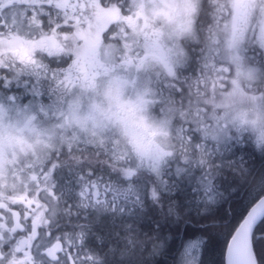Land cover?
<instances>
[{"label": "snow or ice", "instance_id": "snow-or-ice-1", "mask_svg": "<svg viewBox=\"0 0 264 264\" xmlns=\"http://www.w3.org/2000/svg\"><path fill=\"white\" fill-rule=\"evenodd\" d=\"M264 264V0H0V264Z\"/></svg>", "mask_w": 264, "mask_h": 264}, {"label": "trees", "instance_id": "trees-1", "mask_svg": "<svg viewBox=\"0 0 264 264\" xmlns=\"http://www.w3.org/2000/svg\"><path fill=\"white\" fill-rule=\"evenodd\" d=\"M218 259H219L218 251L215 249L210 250L207 256L208 264H217Z\"/></svg>", "mask_w": 264, "mask_h": 264}]
</instances>
